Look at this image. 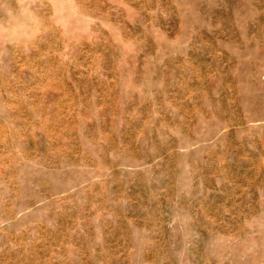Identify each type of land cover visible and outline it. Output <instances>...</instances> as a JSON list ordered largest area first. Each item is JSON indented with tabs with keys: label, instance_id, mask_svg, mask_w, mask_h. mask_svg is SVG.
Returning a JSON list of instances; mask_svg holds the SVG:
<instances>
[{
	"label": "rangeland",
	"instance_id": "rangeland-1",
	"mask_svg": "<svg viewBox=\"0 0 264 264\" xmlns=\"http://www.w3.org/2000/svg\"><path fill=\"white\" fill-rule=\"evenodd\" d=\"M0 264H264V0H0Z\"/></svg>",
	"mask_w": 264,
	"mask_h": 264
}]
</instances>
